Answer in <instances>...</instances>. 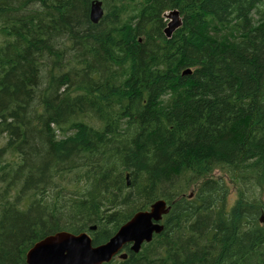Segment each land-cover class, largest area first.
<instances>
[{
    "label": "trees",
    "instance_id": "trees-1",
    "mask_svg": "<svg viewBox=\"0 0 264 264\" xmlns=\"http://www.w3.org/2000/svg\"><path fill=\"white\" fill-rule=\"evenodd\" d=\"M263 194L264 0H0V264L160 199L164 232L111 264H264Z\"/></svg>",
    "mask_w": 264,
    "mask_h": 264
},
{
    "label": "water",
    "instance_id": "water-1",
    "mask_svg": "<svg viewBox=\"0 0 264 264\" xmlns=\"http://www.w3.org/2000/svg\"><path fill=\"white\" fill-rule=\"evenodd\" d=\"M104 10L101 2H94L90 10V19L97 24L103 17ZM169 23L165 29L168 39L182 26V19L177 11L166 15ZM187 72H184L186 74ZM170 208L164 201L152 205L151 211L137 213L119 232L106 244L97 248L92 247V240L87 234L74 236L67 232L48 236L36 243L26 255L27 264H104L126 244L132 243V251L138 252L144 242L152 240L154 233H160L162 226L159 222ZM264 222V217L261 219ZM127 255H122L125 259Z\"/></svg>",
    "mask_w": 264,
    "mask_h": 264
},
{
    "label": "rangeland",
    "instance_id": "rangeland-1",
    "mask_svg": "<svg viewBox=\"0 0 264 264\" xmlns=\"http://www.w3.org/2000/svg\"><path fill=\"white\" fill-rule=\"evenodd\" d=\"M190 192H191L190 190L187 192L188 195H189ZM73 194H78V193H73ZM263 195H264V194H263ZM235 198H236L235 193H234L233 191H229V192H228V197H227L228 205L233 204L234 201H235Z\"/></svg>",
    "mask_w": 264,
    "mask_h": 264
},
{
    "label": "bare ground",
    "instance_id": "bare-ground-1",
    "mask_svg": "<svg viewBox=\"0 0 264 264\" xmlns=\"http://www.w3.org/2000/svg\"><path fill=\"white\" fill-rule=\"evenodd\" d=\"M180 13V12H179ZM181 16V15H180ZM104 18V17H103ZM183 23V22H182ZM96 25V24H95ZM161 200V199H160ZM158 201V200H157ZM64 232V231H63ZM27 264V263H26Z\"/></svg>",
    "mask_w": 264,
    "mask_h": 264
}]
</instances>
